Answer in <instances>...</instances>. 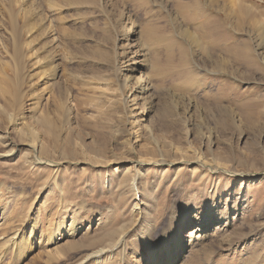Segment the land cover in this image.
<instances>
[{
	"label": "rangeland",
	"instance_id": "1",
	"mask_svg": "<svg viewBox=\"0 0 264 264\" xmlns=\"http://www.w3.org/2000/svg\"><path fill=\"white\" fill-rule=\"evenodd\" d=\"M193 3L0 0V153L14 151L0 157V264H80L121 225L124 246L85 264H167L168 252L170 264H264V0ZM138 42L166 92L144 121L121 88ZM35 138L59 166L36 163ZM160 154L240 175L170 163L132 180L135 160ZM196 226L206 231L189 245ZM12 227L29 237L21 254Z\"/></svg>",
	"mask_w": 264,
	"mask_h": 264
},
{
	"label": "bare ground",
	"instance_id": "2",
	"mask_svg": "<svg viewBox=\"0 0 264 264\" xmlns=\"http://www.w3.org/2000/svg\"><path fill=\"white\" fill-rule=\"evenodd\" d=\"M182 4L184 6V4H186V3L182 2ZM193 4H194V7H196V8L200 7L199 0H194ZM239 6L245 12L250 11V8L242 2H239ZM185 7H186V5H185ZM187 7L189 9L192 8V6H187ZM24 13H26V12H24ZM27 13H28V11H27ZM32 18H34V17H32ZM26 22H24V23H26ZM25 27L26 26H24L23 28L25 29ZM28 28H30V27H27V29ZM28 31H31V28H30V30L28 29ZM127 32H128L127 34L130 37L136 36V32L134 30L133 31L127 30ZM134 32H135V34H133ZM131 41H136V39L135 40L130 39V42ZM142 43L138 42V43H136V45L134 44L131 46L128 44V49H127V51H125L126 57L128 55V67H127L128 70H127V73L125 75H123V77H121V88L123 90L125 103L129 106V108L130 107L136 108L138 105L141 104L139 108H142L143 112L140 114L139 118L140 119L142 118V120L143 119L145 120L146 118H143V117L145 115H149V113L153 112V111H155L159 116H161V114L164 112V110L161 109L162 108L161 106H162V104H165L162 102V100L164 99L166 92H165V89H163L162 84L157 85L156 83L153 82V78L155 75L157 76L158 74L159 75L162 74V67H161L160 60L157 56H152L151 55L152 53L150 54V50L143 45L144 43L143 44ZM181 48L185 49L184 46H181ZM47 58H48V56H47ZM170 63L172 64V59H170ZM186 65H188V64H186ZM48 67H49L50 72L53 71V73H49V74L52 77L57 76V72H54L55 68L52 65V63H50V65ZM140 72H145L143 79H141V77L138 76V73H140ZM50 75H48V77ZM165 76L166 75H164V73H163V76H162L163 79L162 80L165 79ZM49 80H53V79H49ZM52 85H54V82H52ZM135 108H131V110H134ZM132 114H133V111H131L130 118L134 117V115H132ZM44 121H47V120H44ZM140 121L141 120L134 118L132 123L133 124H139ZM47 123H49V122L47 121ZM127 140L131 141V138L128 137ZM37 144H38V142L36 141V138L33 139L31 141V143L29 144V147H30L32 153L35 154L36 163H40L41 165L46 163V164L51 165V166H59L60 165V163H61L60 161L52 159V158H46L44 156L43 152L47 151V148L42 144L41 145L42 151H41V149H39ZM178 151L180 152V150H178ZM13 154H14V151L11 150V151H7L4 153H0V157H10ZM170 163L171 164H175V163H183L184 164V163H186V164H190V165H197L198 164V165H201V166L208 168L213 173L223 172V173L229 174L231 176L233 175L234 177H237L240 175L238 172L227 169L219 161H217L213 158H212V160H209V159H204V157L196 156L193 159H187V158L179 159V161L170 162ZM170 163H168V161L166 160V158L162 154H160L159 159L158 158L157 159L152 158V159H147V160H145V159L135 160L134 164L137 166L139 172L137 174H135V176L133 177L132 180H134L135 182L140 181V179L144 175L147 174L146 173L147 167L151 164H155L157 166L160 164H170ZM134 188H135V186H134ZM220 220L222 222V219H220ZM70 225H71L70 228H65L66 232H70L74 228L75 222L73 221ZM222 226L223 225L217 227V229L221 228ZM221 229H223V228H221ZM121 230H123L122 225L119 226V228H117V229L107 230V232L104 235L98 237L94 241H91L90 245H92V246L95 245L96 247H94V249L90 250L86 254V256L83 258V260L81 261L80 264H83V263L85 264L88 262H92L94 260L100 262L101 259H104L105 257H109L110 256L109 254L113 253L116 249L119 248V247H115V246H117L119 244L121 247L124 246V244H125L124 237L122 236V234L117 235V234H119V231L121 233ZM8 231L9 232L7 234V239H6L8 241L7 243H10V246H12V247L17 246L18 253L21 254V252L23 250V246L26 245V241L29 240V237H26V235L22 236L21 241L18 243L17 240L20 238L21 230L12 227ZM205 231L206 230H202L201 228L196 226L194 228V230H192V232H191L188 244L193 245V244H195L196 240H201L203 238V235L200 234V232H205ZM62 232H64V231H62ZM72 233H74V232H71L70 235H72ZM235 234H236V232L234 231V232H230L227 236L230 240L234 241L236 238ZM174 244L178 245V240L176 238L174 240ZM230 245H231V243H229V246ZM71 246L74 247L76 245H66L62 249L67 250V248H70ZM125 247H126V245H125ZM180 248H181V246H180ZM57 250H59V249H57ZM166 255H167V262H168L167 264H170L171 262L175 261L178 258V257L176 258L172 252L171 253L168 252ZM158 262L160 264H163L162 261L159 259L156 260L154 263L158 264ZM165 264H166V262H165Z\"/></svg>",
	"mask_w": 264,
	"mask_h": 264
}]
</instances>
